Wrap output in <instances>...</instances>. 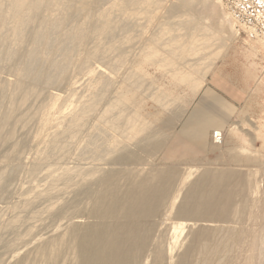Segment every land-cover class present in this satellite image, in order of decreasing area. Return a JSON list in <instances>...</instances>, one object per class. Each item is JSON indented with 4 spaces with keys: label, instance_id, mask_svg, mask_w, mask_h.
<instances>
[{
    "label": "bare ground",
    "instance_id": "bare-ground-1",
    "mask_svg": "<svg viewBox=\"0 0 264 264\" xmlns=\"http://www.w3.org/2000/svg\"><path fill=\"white\" fill-rule=\"evenodd\" d=\"M90 3L91 0H0V63L12 67L10 78L3 82L4 68L0 65V167L8 168V178L13 177L23 159L25 151L20 149L21 143L28 140L33 125L47 107L50 90L66 84L69 73L75 67L73 61L80 56L76 67L79 66L82 70L98 58L107 61L112 55L124 61L126 51L129 53L130 50L127 43H131L134 38H143L142 34L147 33L144 30L142 33V28L145 29L148 24L145 26L136 23V18L145 15V21L151 22L152 12L156 10L154 8H159L161 0H112L111 8L107 11H101L100 5L99 10L90 11ZM221 3V0H178L175 5L167 8L163 23L157 26V33H150V44L145 43L140 50L144 63L149 66L158 65V69L167 70L179 85L187 86L193 95H197L224 51L230 35L237 38L238 33L233 24L231 25L229 16L219 17V21L215 19L218 12L216 7L220 10ZM115 5L118 9L112 11ZM142 5L145 7L142 8ZM95 7L94 5V9ZM47 8L49 15L43 16ZM118 14L119 16H115ZM123 15L127 18L121 21ZM202 15L211 20L206 28L197 22ZM182 17L186 18L185 21H175ZM217 26L220 29L215 33ZM133 29H136L134 36L131 34ZM119 30L125 33V36L122 31L119 33L124 36L121 40L114 37ZM225 31L227 36L223 34ZM214 38L219 41L216 46L213 45ZM89 42L92 43L91 47L84 49L83 46ZM124 44L128 50L124 49ZM128 68L123 82L136 97H144L147 90L144 86L147 84L153 90L149 98L159 108L168 110L176 106L179 97L173 92L153 89L154 85L151 82L148 84L138 71ZM110 88L111 83L107 80L93 81L91 87L86 88V95L79 100L77 107L70 109L69 103H65L66 108H63L59 117L53 121V118L48 117L43 122L31 148L33 153L38 150V154L34 156L32 166L27 172L37 173L42 169L41 180L46 188L42 189L43 185H34L36 187L32 189V195L16 207V210H29L39 199H55L49 200V204L44 206L45 212L52 213L59 203L61 205V202H65L62 201L63 195L69 193V190H77L94 182L96 188L87 190L91 204L85 214L89 218L102 219V222L86 226L80 222H71L70 228L64 234L52 238L46 246H42L43 249H37L32 259L25 263L18 261V264H57L59 259L60 262L63 260L61 257H68L71 264H138L142 254L151 248L155 227L149 223L168 198L164 183L153 177L144 178L143 174H139L136 180L129 179L127 175V183L122 188L117 185L118 170L107 172L98 164L87 169H67L61 166L93 117L122 137L115 145L138 139L148 144L152 150H157L161 145L159 140L156 142L154 139L155 125L151 119L143 117L139 111L130 110L128 104L118 97L106 98ZM103 100L109 101L108 106L98 115ZM59 102L60 98L55 101L53 108ZM177 106L173 111L170 108L171 112L168 113L176 117L179 108L181 109ZM69 109L70 114L67 113ZM169 119L175 120L172 117ZM51 125L54 131L48 134L47 128ZM150 128L152 131H149ZM213 138L214 141H219L222 134L217 132ZM87 142V147H96L93 145L94 140ZM110 143L111 152L113 142ZM245 151L248 150L243 152ZM102 155L99 150L94 160L101 161L104 157ZM112 159L114 162L125 161L128 154H116ZM260 174L261 180H264V173H255V178ZM3 175L0 173V188L4 182ZM232 179V176L223 172L204 173L179 197L176 215L190 222L200 220L213 224L224 223L232 216L240 218L243 208L232 205L238 197V191L228 188ZM261 187L255 181L253 193H258ZM71 206L68 205V208ZM66 210L68 209L62 208L59 212L63 216ZM40 211L32 212L33 217L40 216ZM21 224L22 219L16 218L10 227H21ZM191 225L193 224L189 226ZM186 226L178 223L171 225L173 240L178 239ZM34 232V227H30L26 233L30 236ZM235 232L231 228H213L206 225L181 259L174 264H215V260L216 264H231L233 261L230 252H234L233 248L241 243L249 250V255L242 264H262L264 241L258 236H263L262 231L250 238L248 235L238 237ZM155 247L154 264H163L164 243L160 242ZM170 255L172 259V248Z\"/></svg>",
    "mask_w": 264,
    "mask_h": 264
},
{
    "label": "rangeland",
    "instance_id": "rangeland-1",
    "mask_svg": "<svg viewBox=\"0 0 264 264\" xmlns=\"http://www.w3.org/2000/svg\"><path fill=\"white\" fill-rule=\"evenodd\" d=\"M100 1L91 0L93 4L90 3L91 5L89 4L88 9L90 11L99 10V5L101 6V11H107L111 8L112 0ZM177 1L161 0L159 8H154L156 10L152 12L151 22L145 21V15H139L136 18V23L148 24L147 26L145 25L148 28H142V33L143 30L147 33L142 34L143 38H134L131 43H127V46L130 45L128 46L130 50L129 53L126 51L127 56H125L124 61L119 60L116 55H112L108 59L110 61L107 60V62L106 59L98 58V60L88 64L82 70L79 66L76 67L80 59L79 56L73 61L75 67L69 73L66 84L63 87L56 86L50 90V101L47 107L33 125L28 140L21 143L20 149L23 152L25 151V154L13 177H7L8 168L0 167V170H2L0 173L4 174L3 186L0 188V264H18L22 263V261L25 263L27 260L32 259L37 249H43L42 246H46L45 244L50 242L52 238L64 234L70 228L71 222L73 224L80 222L83 226L102 222V219L89 218L85 211H88L91 204V199L87 196V190L96 188V185H94L96 183L94 182L87 183L77 190L73 188L72 190L76 193L69 190V193L63 195L64 200L62 199V201L65 202H61V205L59 203L56 210L52 213L44 210L45 205L49 204L51 199H39L35 205L31 206L32 209L24 210L26 212L21 209L16 210V207L25 201L26 197L32 195L31 191L36 186L42 187L43 185L42 189L46 188L45 183L41 180L42 173L40 171L42 172V169L37 172L39 175L36 172H27L32 166L34 156L38 154V150L33 153L34 150L31 148L35 141V135L43 125V122L48 117L53 118L52 121L59 117L64 110L63 108H66L64 106L65 103L67 105L69 103L70 109L77 107L80 104L79 100L86 95V88H90L93 81L103 80L111 83V88L107 92L106 98L118 97L128 104L130 110L139 111L143 117L151 119L155 125V129L153 128L155 130L154 139L156 142L159 140L161 145L157 150H152L153 148L139 139L129 143L120 142V144L115 145L116 142L121 141L122 137L93 117L79 136L78 143L81 144L79 146L78 143L73 144L70 155L63 160L61 166L67 169H87L98 164L107 172L118 170L116 174L118 177L117 185L122 188L127 183V175L129 179L136 180L139 174H143L144 178L153 177L167 186L168 198L163 202L158 214L149 223L155 227L152 236L153 240L150 243L152 246L147 252L142 254L138 264H154L153 252L156 244L160 242L164 243L165 260L163 264H174L181 259L185 250L193 243L194 238L198 236L206 225L213 228L235 229V235L238 233V237L242 235L244 237L249 236V238L255 237L258 231L259 234L262 231L263 236H258L264 241V180H261V174V176L258 175L256 178L254 176L255 173H264V0H221L222 5L219 7L221 9L218 10V6H215L216 11H218L215 19L218 20L219 17L229 16L230 23L231 25L233 24L232 26H234L238 34H236L237 38L230 35L228 44L225 43L224 51L212 68L211 73L216 72V76H212L210 73L206 79L207 82L205 81V86L203 85V89H211L217 99L223 102L225 106L233 109V113L226 119L223 125V132H219L222 134L221 140L214 141L213 137L217 133L215 127L209 130L205 149L196 147L183 138L181 133L184 132L186 126L198 111L200 101L208 99L211 102L213 99L205 96L202 88V90H199V94L193 95L187 86L179 85L167 70L158 69L156 67L158 65L149 66L148 63L145 64L140 54L142 46L145 43L150 44V33L156 34L157 26L163 23V16L167 8L175 5ZM94 5L96 6L95 9ZM141 7L143 8L145 5ZM112 9V11H117V5L113 6ZM48 15L47 8L44 10L43 16ZM115 16H119V14ZM121 17V21L127 18L125 15ZM198 18L197 22L203 24V28L208 27L207 24L211 21L209 18L205 19L203 15ZM185 19V17H182L175 19V21H185ZM215 28V33L219 32V26ZM121 31L115 32V39L119 38L121 40L125 36L124 31H122L124 36L119 34L122 33ZM135 31L136 29H133L131 33L133 36L136 34ZM223 34L227 36L226 31ZM105 42L107 41L105 40ZM218 43L217 38H214L213 45L216 46L215 44ZM86 45L83 46L84 49L91 47L92 43L89 42ZM124 45V49L128 50L126 44ZM124 49L122 50L125 53ZM0 65L4 68L2 80L6 82L10 78L12 67L3 62ZM116 67L120 70H117ZM128 67L138 71L147 80L148 84L151 82L154 85L153 89L173 92L175 96L179 97L176 106L178 105L177 107H181V109L179 108V113L176 117L168 113L176 110V106L170 107L171 111L170 108L162 110L153 100L151 101L149 94L153 90L148 88L150 86L146 84L147 82L144 86L147 89L146 94H144L145 101L144 97H136L127 88L123 82V77H126ZM76 68L81 71L75 70ZM148 89H150V92ZM58 98H60L59 105L53 108ZM108 102L103 100L98 115L106 109ZM70 112L71 110L67 113L70 114ZM72 113H74V110ZM170 117L175 118V120H170ZM52 128L53 125L47 128L48 134L54 131ZM149 131H152V129L150 128ZM91 139L94 140L93 145H96V147L86 146L87 141ZM84 140L86 141L84 142ZM110 142H113L111 152ZM99 150L104 157L98 162L94 158ZM244 150L248 151L243 152ZM123 153L128 154L127 160L113 161L114 155ZM210 172H223L233 177L228 184V188L237 190L238 197L234 199L232 205L242 207L243 214L240 218L232 216L224 223L215 222L214 224L201 222L200 220L190 222L185 218L178 217L176 211L179 197L189 190L190 186L201 175ZM190 178L189 183L185 185ZM34 179L37 181H33ZM253 181H258L260 187L263 185L258 193H253L252 191L254 188ZM88 184L90 185L88 186ZM26 185L28 187H25ZM83 188L84 190H82ZM74 196H77V198ZM54 200L52 199L51 201ZM70 204L72 206L68 208ZM62 205L64 206L61 207ZM62 208L68 209L63 216V213L59 212ZM35 210L37 212L41 210L42 214L33 217L32 212L36 213ZM16 218H21L23 224H21V227L11 228V222ZM164 221L165 223H163ZM174 223L187 225L177 240H173L174 233L171 225ZM190 224L193 225L189 226ZM30 227H34L35 232L27 236ZM175 241L176 243H174ZM236 247L233 248L234 252L232 249L230 252V258L233 261L231 264H242L249 255V250H246L247 246L242 245V243ZM170 248L173 249L172 259ZM61 259L63 260L60 262L59 259L57 264H63V262L64 264H71L68 261V257H61ZM262 260L261 263L263 262L262 264H264V258ZM214 263L216 264L217 261L215 260Z\"/></svg>",
    "mask_w": 264,
    "mask_h": 264
},
{
    "label": "crops",
    "instance_id": "crops-1",
    "mask_svg": "<svg viewBox=\"0 0 264 264\" xmlns=\"http://www.w3.org/2000/svg\"><path fill=\"white\" fill-rule=\"evenodd\" d=\"M212 76H216V72ZM203 92L205 96L213 100L211 102L208 99L200 101L198 111L194 114L184 132L181 133V136L196 147H203L205 149L209 130L215 127L216 132H223V125L229 115L233 113V109L225 106L223 102L217 99L211 89L206 88Z\"/></svg>",
    "mask_w": 264,
    "mask_h": 264
}]
</instances>
